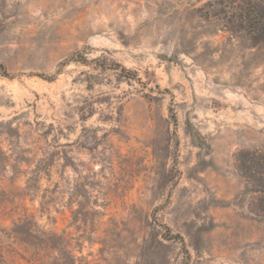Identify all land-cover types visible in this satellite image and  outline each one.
<instances>
[{
    "label": "rangeland",
    "instance_id": "1",
    "mask_svg": "<svg viewBox=\"0 0 264 264\" xmlns=\"http://www.w3.org/2000/svg\"><path fill=\"white\" fill-rule=\"evenodd\" d=\"M207 3L0 0V264H264V41Z\"/></svg>",
    "mask_w": 264,
    "mask_h": 264
},
{
    "label": "trees",
    "instance_id": "2",
    "mask_svg": "<svg viewBox=\"0 0 264 264\" xmlns=\"http://www.w3.org/2000/svg\"><path fill=\"white\" fill-rule=\"evenodd\" d=\"M214 6L213 11L207 10L206 16H217L230 22L236 31H245L254 38L264 41V0H208ZM4 70V65H0Z\"/></svg>",
    "mask_w": 264,
    "mask_h": 264
}]
</instances>
